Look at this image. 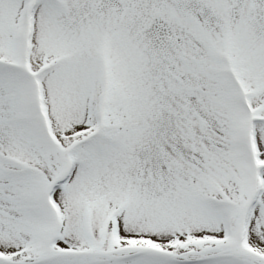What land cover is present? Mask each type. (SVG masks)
<instances>
[{"label": "snow or ice", "instance_id": "snow-or-ice-1", "mask_svg": "<svg viewBox=\"0 0 264 264\" xmlns=\"http://www.w3.org/2000/svg\"><path fill=\"white\" fill-rule=\"evenodd\" d=\"M0 264H264V0H0Z\"/></svg>", "mask_w": 264, "mask_h": 264}]
</instances>
